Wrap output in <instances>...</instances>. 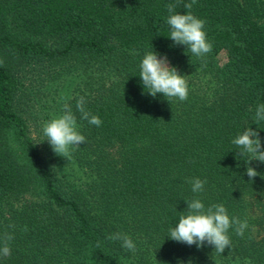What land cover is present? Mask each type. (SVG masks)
Returning a JSON list of instances; mask_svg holds the SVG:
<instances>
[{"label":"trees","instance_id":"obj_1","mask_svg":"<svg viewBox=\"0 0 264 264\" xmlns=\"http://www.w3.org/2000/svg\"><path fill=\"white\" fill-rule=\"evenodd\" d=\"M186 3L0 0V248L13 236L0 264H264V163L246 165L232 144L251 127L264 150V0ZM168 4L206 21L209 54L168 37ZM153 51L186 76L185 101L144 89ZM81 96L101 126L81 119ZM65 104L86 138L70 160L42 130ZM194 199L246 220L244 236L230 228L222 254L170 239Z\"/></svg>","mask_w":264,"mask_h":264},{"label":"clouds","instance_id":"obj_2","mask_svg":"<svg viewBox=\"0 0 264 264\" xmlns=\"http://www.w3.org/2000/svg\"><path fill=\"white\" fill-rule=\"evenodd\" d=\"M196 0L184 4V8L191 9ZM169 16L166 20L170 27V37L176 45H186L187 50L198 58L209 54L213 45L207 38L205 31L206 21L197 18L191 11L185 14L175 12L176 4L166 5ZM140 78L144 89L152 97L158 93L165 98H178L185 101L188 98V81L178 73L175 67L169 66L166 56L158 58L156 52H148L144 55L140 64ZM63 99V97H62ZM168 100V99H167ZM85 98L81 96L76 103L77 110L81 113V119L87 120L89 124L97 127L101 126L102 121L98 116L91 115L85 108ZM255 121L258 125L264 121V104L257 106ZM43 134L51 145L54 153L59 156L71 158L72 151L86 142L85 136L78 131L77 118L71 108L65 104L63 114L57 118L49 120L43 127ZM232 144L239 149L237 156L245 158V164L257 160L264 163V150H262L259 132L251 127L243 130L232 140ZM247 176L254 178L260 175L253 167H247ZM194 193L204 190L206 180L199 178L191 181ZM187 202V214L181 215L173 228H171L169 238L178 242H184L189 246L195 244L201 248L207 242L214 247L217 253H223L226 248H230L231 240L228 235L229 229L233 228L235 233L243 237L248 228L247 221H241L236 217H229L226 207L223 204H213L208 208L199 200L194 199ZM13 239L12 235H6L3 247L0 248V255L9 256L11 249L8 242ZM108 240L122 242V248L135 252L136 244L127 235L114 233L107 237ZM250 264V261L247 262Z\"/></svg>","mask_w":264,"mask_h":264},{"label":"rangeland","instance_id":"obj_3","mask_svg":"<svg viewBox=\"0 0 264 264\" xmlns=\"http://www.w3.org/2000/svg\"><path fill=\"white\" fill-rule=\"evenodd\" d=\"M217 58H218L219 61L223 60V58H224V54H223V53H219V54L217 55ZM34 132H35V130L33 131V135H35Z\"/></svg>","mask_w":264,"mask_h":264}]
</instances>
